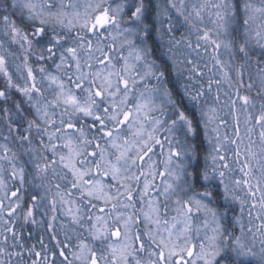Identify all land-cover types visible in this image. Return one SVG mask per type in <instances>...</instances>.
I'll list each match as a JSON object with an SVG mask.
<instances>
[{"label":"snow or ice","instance_id":"1","mask_svg":"<svg viewBox=\"0 0 264 264\" xmlns=\"http://www.w3.org/2000/svg\"><path fill=\"white\" fill-rule=\"evenodd\" d=\"M0 35V264H264V0H167L151 17L145 0H0ZM253 63L259 101L242 94ZM45 200L36 251L17 224ZM236 203L249 220L230 229Z\"/></svg>","mask_w":264,"mask_h":264},{"label":"trees","instance_id":"2","mask_svg":"<svg viewBox=\"0 0 264 264\" xmlns=\"http://www.w3.org/2000/svg\"><path fill=\"white\" fill-rule=\"evenodd\" d=\"M145 3L149 5V16H153L156 12V6L159 4H161L162 6L167 4V0H145ZM207 22L204 21V25L201 26H206V27H212V25L206 24ZM186 27H182L176 34L178 36L181 35V33L185 34L188 31L186 30ZM1 39H5V37H3L2 35H0ZM16 46L13 45L12 49H15ZM229 58V57H228ZM227 58V59H228ZM256 59V58H255ZM254 59V61H255ZM35 66H37V63L35 61V59L33 60ZM32 61V62H33ZM46 67L48 68L49 71H53V65L51 62H49ZM252 69V68H251ZM247 75V76H246ZM249 75L253 76L254 75V70L252 69L250 72H248V70H246L245 72V83L249 82ZM37 76L39 77V74L37 73ZM169 79L171 80L172 77L170 76ZM2 78H0V83H2ZM257 87L259 88V84L257 85ZM228 91V89H227ZM18 96H16L15 98L13 97V99H17ZM254 99H256L257 101L259 100V97L256 96V93L253 95ZM21 100V99H20ZM237 107H239V105H237ZM14 111V110H13ZM232 120H233V116L231 114ZM243 114H240V120H241V124H240V128H241V133L243 134L244 132V124H243ZM231 120V124L233 126L234 124V120ZM0 132H2L3 134H7L6 132V127L5 124L3 122L2 119H0ZM253 139H257L258 140V133H257V129L255 130V132L253 133ZM3 142V141H2ZM16 141L13 139L12 143L10 144V146L12 147L13 151H21L20 147L18 144L15 143ZM197 143L200 144V152H201V163L203 164L204 162V156L208 154V145H207V140L204 139L203 133L201 132V135L198 137ZM25 147H27V145H25ZM23 158V157H22ZM27 187V185H26ZM30 191V189H29ZM25 198H27V192H25ZM47 205V200H45L43 202V204H41V206L39 208H37L35 210V219L38 221V223L36 225H32L31 223H29L28 225H25L23 227V229L20 228V223H22V220L20 222H18L17 224V231H22L23 232V236H24V243L26 245H35V250L36 251H40L41 250V246H40V239L43 238L44 243L45 244H49V236L47 234V230H46V224H41L39 223L40 221H47V219L49 218V216L51 215V209L46 207ZM236 204H233V211L230 212L228 214V218L225 219L223 221L224 224H226L230 229L233 227V221L235 220V217L237 215V211L238 208L237 206H235ZM27 205H25L26 207ZM223 207V205H221V208ZM47 211L49 213V216H44L43 213ZM21 212H23V209H21ZM58 220H64L65 222H67L66 218L62 215V213H58ZM29 233L31 234L29 236ZM239 227L237 226L235 229V234L239 235ZM62 238V237H61ZM49 246H51L49 244ZM26 260H28V257H25ZM30 264V261H29Z\"/></svg>","mask_w":264,"mask_h":264},{"label":"rangeland","instance_id":"3","mask_svg":"<svg viewBox=\"0 0 264 264\" xmlns=\"http://www.w3.org/2000/svg\"><path fill=\"white\" fill-rule=\"evenodd\" d=\"M85 2H86V0H80L81 5H83ZM115 2H119V0H115ZM200 2H203V0H188V3H189V4H191V3H200ZM160 5H161V4H160ZM82 10H83V8H81V11H82ZM204 21L207 22L206 24L211 25V23L209 22V17H208V14H207V13L204 14ZM186 30L189 31L187 27H186ZM176 35H177V34H176ZM185 35H188V32L185 33ZM2 36H3V35H2ZM177 38H179L178 35H177ZM0 39H1V37H0ZM192 39L195 40V36H194V35L192 36ZM12 50H13V51H17V46H16L15 49H12ZM18 54H19V53H18ZM201 56H202V58H203V59H202V63H204V62H208V57L205 56V55L203 54V52H201ZM227 58H228V54H227L223 49H221V59L227 60ZM255 58H256V57L253 56V61H254ZM33 60H34V58L31 60V63H32L33 67H34V68L38 67L39 65L37 64V66H35ZM32 61H33V62H32ZM18 63H20L19 60H16L15 62H12V61L10 60V67H9V71L12 72L14 79H17V80H18V74H17V72H16V67H15V65L18 64ZM251 68L254 70V75L252 76V78H253V79H252V82H253V88H252V90H251V93H242V94H250V95L253 96L256 92L259 91V88L257 87V85L259 84V80H258V79L256 78V76H255L256 67H255V64H254V63H253V66H252ZM53 69H54V66H53ZM252 69H248V72H250ZM205 71H207V70H205ZM246 76H247V75H246ZM0 78H2V77H0ZM38 78H39V77H38ZM246 83H248V82H246ZM215 91H216V90H215V88H214V89H213V93L210 94V95L207 97L208 105L216 106V107L218 108V110H220L219 114H220L221 118H223V119L226 121V123H227V127H223V126H222V127L220 128V133H221V135L223 136V135L226 134V135H228L229 137H231L232 134H233V127H232V124H231V120H232L231 114H232V113H231L229 107H226V106L223 105V101H224V99H225V97H224L223 95H221V102H220L219 104H215V105L213 104V97H214V95H215ZM222 91H227V88L225 87ZM16 96H18L16 100H20V99H22V97H21V95H20L19 93H14V94H13V97H14V98H15ZM258 101H259V100H258ZM232 121H233V120H232ZM217 123H218V121H217ZM213 127H215V124L211 125L210 128H209V131H208V136L212 138L211 140H207L208 153H211V152H212V149H213V146H214V143H215V133H213V132L211 131V128H213ZM257 133H259V129H258V128H257ZM0 142H2V141H0ZM15 143H16V142H15ZM16 144H17V143H16ZM225 149H226V150H228V149H232V146L226 144V145H225ZM233 150H234V149H233ZM156 151L159 152V149H157ZM229 155H231V151H229ZM153 158H154V159H163V157H159V156H156V157H153ZM209 163H210V161H209ZM232 166L235 167L234 164H233ZM239 176H240V173H239V172H236L233 178H235V177H239ZM157 182H159V178L157 179ZM237 195L241 196V198H244V193H243V192H237ZM235 206H237V208H238L237 215H236L235 219H236V218H240V219L242 220V222H243L245 225H247V224H248V220H249V217H248V211H249V208H248V206H247V205L245 206V210H244L243 214H241V211H240V205H239L238 203H236ZM168 208H169V211H168V217H167V218L170 219L173 215H175V211H174L175 205L170 203V204L168 205ZM253 216H255V212H253ZM193 219H194V223H195V225L199 226V225H201L202 221L204 220V216L201 214L199 218H196V217L194 216ZM209 219H210V218H209ZM222 223H223V221H222ZM253 223H254V224H259L260 221H258V220H253ZM223 224H224V223H223ZM212 226H213V225L210 224V227H212ZM208 234L211 235V232L209 231ZM201 235H203V232L201 233ZM239 235H240V233H239ZM143 255H144L145 258H147V253H144Z\"/></svg>","mask_w":264,"mask_h":264}]
</instances>
